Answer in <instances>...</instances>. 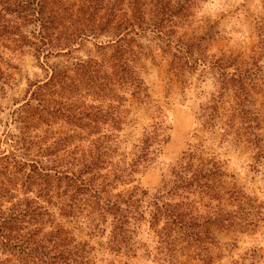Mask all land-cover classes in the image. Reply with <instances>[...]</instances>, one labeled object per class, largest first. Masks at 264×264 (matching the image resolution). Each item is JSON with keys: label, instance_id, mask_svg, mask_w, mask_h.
Masks as SVG:
<instances>
[{"label": "rangeland", "instance_id": "rangeland-1", "mask_svg": "<svg viewBox=\"0 0 264 264\" xmlns=\"http://www.w3.org/2000/svg\"><path fill=\"white\" fill-rule=\"evenodd\" d=\"M143 2L144 22L154 27L128 35L141 90L118 91L127 109L121 137L129 148L144 129L162 123L166 140L132 184L164 200L190 202L198 240L187 243L167 229L175 238L158 242L163 219L151 224L152 206L132 223L125 253L108 249L107 229L91 231L79 221L68 226L89 249V264H264V0ZM111 35L88 37L72 56L96 55L95 42ZM0 55L11 76L0 99L2 131L28 85L43 80L47 69L29 46L4 41ZM70 61L50 57L47 64ZM188 160L208 186L193 185L187 200L175 188L174 171Z\"/></svg>", "mask_w": 264, "mask_h": 264}, {"label": "trees", "instance_id": "trees-1", "mask_svg": "<svg viewBox=\"0 0 264 264\" xmlns=\"http://www.w3.org/2000/svg\"><path fill=\"white\" fill-rule=\"evenodd\" d=\"M85 1L75 7L69 0H0V43L31 47L47 69L0 131V264H89V249L68 226L76 221L91 231L107 229L108 249L125 253L132 223L149 206L153 226L163 219L158 242L175 238L167 229L187 243L198 240L190 202L132 184L166 140L162 123L144 129L129 148L121 137L127 109L118 91L141 90L128 35L154 27L144 22V0ZM106 33L112 35L95 42L96 55L72 56L83 40ZM62 56L72 61L47 64ZM10 77L0 55V99ZM192 167L188 160L174 171L175 188L187 200L193 185L208 186Z\"/></svg>", "mask_w": 264, "mask_h": 264}]
</instances>
